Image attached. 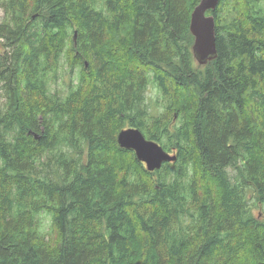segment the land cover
Wrapping results in <instances>:
<instances>
[{"label": "trees", "instance_id": "16d2710c", "mask_svg": "<svg viewBox=\"0 0 264 264\" xmlns=\"http://www.w3.org/2000/svg\"><path fill=\"white\" fill-rule=\"evenodd\" d=\"M199 3L0 0V264H264V0L207 12L204 68ZM128 126L176 161L147 171Z\"/></svg>", "mask_w": 264, "mask_h": 264}, {"label": "water", "instance_id": "95a60500", "mask_svg": "<svg viewBox=\"0 0 264 264\" xmlns=\"http://www.w3.org/2000/svg\"><path fill=\"white\" fill-rule=\"evenodd\" d=\"M219 0H200L194 8L189 30L194 39L192 54L196 62L204 65L217 56L215 43V19L207 12L214 11ZM76 34H74V40ZM120 148L131 149L139 162L145 164L146 170L153 172L160 169L165 162L176 161V156L166 152L158 143L146 139L143 133L134 127L122 129L116 136Z\"/></svg>", "mask_w": 264, "mask_h": 264}, {"label": "rangeland", "instance_id": "374dc122", "mask_svg": "<svg viewBox=\"0 0 264 264\" xmlns=\"http://www.w3.org/2000/svg\"><path fill=\"white\" fill-rule=\"evenodd\" d=\"M2 18H3V15H2V12L0 11V21H2ZM4 48H5L4 45L0 42V53H3ZM64 62H65V60H64ZM85 62H87V61H85ZM206 64L200 65L195 60V65L199 66L201 68H204ZM73 75L75 76V79H76L78 77V70H76L75 74H73ZM59 77L60 78H59V81H58L57 85H53L52 86V90L53 91L55 90V92L60 91L61 94H66V91L68 89L67 88L68 86H66V85H68L70 83L69 80L71 78V74H69V70L65 66L61 69ZM76 82L77 81H75V83ZM148 91L146 93V97H147L146 98V107H147V110L149 111L150 115L151 114L154 115V116L160 115L163 112V110H164L165 101L158 96V93H156L155 90H153V93H148ZM0 101H1V99H0ZM161 115H163V114H161ZM129 127H131V126H128V128ZM145 168H146V166H145ZM157 170H159V169H157ZM253 213L255 215H257V214L260 213V211L258 209H253ZM43 223H44V226H45L43 229H46L49 226V224H50V220H48V218H45V219H43ZM48 238H49L50 242L55 243L56 239H57L56 233L52 231L48 235Z\"/></svg>", "mask_w": 264, "mask_h": 264}]
</instances>
